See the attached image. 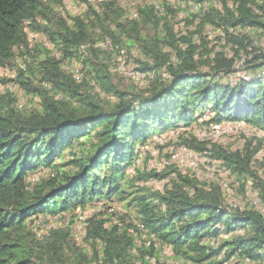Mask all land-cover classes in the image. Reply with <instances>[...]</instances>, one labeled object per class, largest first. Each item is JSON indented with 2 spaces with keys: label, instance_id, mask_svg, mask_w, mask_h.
Here are the masks:
<instances>
[{
  "label": "trees",
  "instance_id": "16d2710c",
  "mask_svg": "<svg viewBox=\"0 0 264 264\" xmlns=\"http://www.w3.org/2000/svg\"><path fill=\"white\" fill-rule=\"evenodd\" d=\"M191 2L196 14L183 19V32H176L152 6L139 9L126 28L108 2L99 11L89 8L85 17H62L54 8L61 0H0V68L19 56L22 63L15 79L1 80L17 89L0 94V264H159L164 248L183 264L264 263V172L259 176L252 168L260 148L248 144L230 151L194 135L183 137L195 126L212 130L224 123L264 134V45L253 40L264 33V0ZM147 22L156 29L150 43L140 38L137 24ZM210 31L226 50L204 49ZM28 33L43 35L49 51L29 47ZM125 35L130 49L145 59L135 73L153 75L141 92L112 86V69L99 64V51L90 48L104 38L100 52L115 64L128 56L120 44ZM237 74L235 84L219 81ZM16 83L36 98L34 108L16 107ZM95 94L113 100L101 103ZM169 131L180 134L184 148L206 152L238 181L250 179L262 212L226 206L217 184L174 166L147 170L145 159L133 165L137 143ZM165 180L162 191L142 186ZM113 199L136 212L133 228L143 226L147 237L140 247L131 226L110 222L100 212L85 227L91 254L75 250L68 229L38 239L29 228L38 214L63 215ZM221 235L228 238L212 247Z\"/></svg>",
  "mask_w": 264,
  "mask_h": 264
},
{
  "label": "rangeland",
  "instance_id": "374dc122",
  "mask_svg": "<svg viewBox=\"0 0 264 264\" xmlns=\"http://www.w3.org/2000/svg\"><path fill=\"white\" fill-rule=\"evenodd\" d=\"M61 0V5L55 6V11L58 12L62 17L66 16H82L85 17L87 13H89V8L91 10H101L100 5L108 2L113 4V9L117 10V15L119 14V23H123L127 28L126 23L135 20L137 11L139 9L147 8L152 6L154 11L156 8H159V12H157V17L166 16L168 24L173 26V29L176 32H183L184 30V22L183 19H188L191 17L194 12H196V8L193 7L192 0ZM52 5V4H51ZM203 6V4H202ZM194 9V10H193ZM161 10H164L161 13ZM139 18L136 20L138 22ZM138 29L140 33V38L144 39L145 42H149L154 38L156 35V29L153 25L149 22L146 24L137 23ZM191 27L189 28V30ZM206 32V29L204 31ZM246 33V32H245ZM217 32L210 31L208 33V39L203 40L205 45V50H209L215 46L216 49L226 50L227 48L222 45V42L217 41L214 38L217 36ZM127 36L125 35L122 38V42L120 43L124 49L128 52V56L126 58L125 55L118 58L115 64L113 63V58L109 59V57L105 56L106 54L101 53L103 52V46L105 39H100L96 42H93L90 45V48L98 50L99 54H96L98 57L97 62L99 64H103L107 66L109 69H112L109 75V81L117 90L122 92H141L147 88V84L149 81L152 80V74L146 73H135L137 68H140V63H144L145 59L141 53L134 52L133 49H130V45L126 40ZM253 40L259 44L258 46L264 45V33L262 36H254ZM108 41V40H107ZM109 42V41H108ZM219 42L220 44L214 45L215 43ZM28 44L29 47L32 46H39L41 50L47 51L50 48L49 43L45 39L43 35L36 34L33 35L28 33ZM140 44V43H138ZM257 46V45H256ZM102 48V49H101ZM202 49V48H201ZM200 49V50H201ZM49 51V50H48ZM164 52H170V49L167 47L163 48ZM19 54L18 50H15V55ZM42 54V53H41ZM108 54V53H107ZM18 57V56H17ZM16 59H21L20 56ZM127 59V60H126ZM174 61V60H173ZM22 66L20 60H17L12 63V65L7 66V68L0 69V79L4 78H11L16 76L19 66ZM241 64L238 63L237 67ZM236 67V68H237ZM203 72H207L208 69H202ZM159 73V75L165 79L167 77V73L163 72ZM7 74V75H6ZM10 74V75H9ZM135 74H138L137 76ZM6 75V76H5ZM3 76V77H2ZM79 77V76H78ZM241 76L239 74L222 77L220 78V83L225 84H235ZM4 85L0 82V94L5 93L3 91ZM85 89L83 92H88ZM94 97H97L96 94ZM14 98L16 99V107L18 109H31L34 108L37 104L36 98H32L31 96L27 95L23 90H19L18 93H15ZM25 100V102H23ZM97 100L101 103H106L108 100L112 101V97L104 98V97H97ZM221 127L220 135L216 137V133H214L211 129H207L206 127L195 126L192 130H190L187 134H184L183 137L195 136L198 140L207 141L209 140L212 144H216L225 148L230 151L235 150H242L247 146L250 145V148L259 147V151L254 157V161L252 163V168L259 176H262L264 172V134L254 130L245 124H231V123H224ZM180 134L176 132L169 131L167 133H163L159 136H152V138H148L147 142L142 144H136V150L138 152L137 157H135L133 161V165L137 166L142 164L143 160L145 159L144 167L145 169H154L161 171L162 165L161 162L164 161L168 156L173 153L177 152L180 148H183L181 139L179 138ZM161 148V149H159ZM208 157V155H207ZM210 159L209 164L200 165V172L201 175L199 180L201 182H205L206 184H217L223 195L224 204L226 206H232L234 203L240 208H252L262 212L259 203L258 191L253 186V183L250 179L246 178L241 181H238L235 175L229 174L227 171L221 168L220 163L215 161L214 159ZM178 170V169H177ZM182 172H185L182 169ZM45 173H39L36 177H41ZM167 180L160 181V186L163 187V184H166ZM241 184H244L243 189L241 190ZM141 185V184H140ZM142 186H147L148 188L154 187L153 185L149 184ZM106 202V203H104ZM125 203L117 202L116 200L111 201H97L89 204L85 207V209H79V212L76 214L73 211H69L65 213V216L62 218L48 219L46 223L48 225H52L58 229H68L71 231L73 235V240L76 243L75 250L77 248H82L79 251H91L89 249L88 242L84 241L85 236L79 230L80 224H87V220L92 218L97 212L104 213L106 217L111 220L110 222L120 223L124 226H131L130 234L133 238H135L136 246L140 247V242L145 240L142 235L144 233L140 231H135L133 228L137 223L136 221V212L132 209H127L124 207ZM109 208V209H107ZM42 214H38L37 218H32L33 222L43 219ZM51 217V216H50ZM80 217V218H79ZM54 218V217H53ZM29 228L33 231V223L29 226ZM46 231V230H44ZM241 232V231H240ZM239 231L236 234L240 233ZM46 234V232H45ZM228 236H220L217 241H211L210 245L212 247L217 248L220 243L225 241ZM72 241H69V244ZM69 248V246H68ZM68 257H70V261L73 260V253L71 251H67ZM159 264H183L180 261L176 260L170 250L168 248H164L161 255L158 256ZM152 264H155L154 261H151ZM245 264V263H244ZM247 264H258V263H247ZM264 264V263H263Z\"/></svg>",
  "mask_w": 264,
  "mask_h": 264
},
{
  "label": "built area",
  "instance_id": "2783aa9c",
  "mask_svg": "<svg viewBox=\"0 0 264 264\" xmlns=\"http://www.w3.org/2000/svg\"><path fill=\"white\" fill-rule=\"evenodd\" d=\"M221 127L220 125L215 126L216 128V137L218 135H220L221 132ZM211 161L210 159L207 157V153L206 152H202V153H197L195 151H192L188 148H180L177 152H173L171 153L168 158H166L164 161L161 162L162 168H166V167H170V166H174L176 169L179 170V172H182V169L185 172L182 173H187L190 174L196 178L199 179L201 172H200V165L203 164H209ZM152 185L155 187L156 190L158 191H162L163 187L160 186V181H154L152 183ZM232 207H237L236 203H234V205H232ZM80 208L75 209L73 212H75L76 214L79 212ZM65 214L63 215H55V216H40L43 219H39L36 222L34 221L33 223V233L35 234L36 238L41 239L44 235L45 232H49L50 230H56L58 228H55L52 225H48V223H46V220L48 219H54L56 220L57 218H62L64 217ZM54 217V218H53ZM37 218V217H35ZM80 218V217H79ZM80 228L79 230L81 231V233L83 234L82 236H85V224H80ZM46 230V231H44ZM139 230L140 232L144 233L142 235V237L145 238V240L147 239V237L145 236V230L143 229V226H139ZM149 243H146V246ZM245 264L249 263L247 260L244 262Z\"/></svg>",
  "mask_w": 264,
  "mask_h": 264
},
{
  "label": "bare ground",
  "instance_id": "6f19581e",
  "mask_svg": "<svg viewBox=\"0 0 264 264\" xmlns=\"http://www.w3.org/2000/svg\"><path fill=\"white\" fill-rule=\"evenodd\" d=\"M195 6V5H194ZM196 8V7H195ZM198 9V8H197ZM194 10V9H193ZM196 14V13H195ZM241 64V63H240ZM21 66V65H20ZM7 75V74H6ZM5 75V76H6ZM10 75V74H9ZM136 76L138 75V74H135ZM139 76V75H138ZM3 77V76H2ZM10 83V82H9ZM13 84V83H12ZM12 84H8L6 87H4V88H7L8 90H11V91H16V86L15 85H12ZM18 86V85H17ZM23 102H25V100L23 101ZM214 133H216V128L214 127L213 128V130H212Z\"/></svg>",
  "mask_w": 264,
  "mask_h": 264
},
{
  "label": "clouds",
  "instance_id": "9594fccd",
  "mask_svg": "<svg viewBox=\"0 0 264 264\" xmlns=\"http://www.w3.org/2000/svg\"><path fill=\"white\" fill-rule=\"evenodd\" d=\"M28 38V37H27ZM48 42V41H47ZM49 43V42H48ZM50 45V44H49ZM49 49V48H48ZM17 60H20V59H17ZM21 61V60H20ZM17 62V61H16ZM1 69V68H0ZM14 79H15V76H14ZM13 79V80H14ZM1 80L2 79H0V82H1ZM3 83V82H2ZM17 84V83H16ZM18 85V84H17ZM18 88H19V86H18ZM19 90H20V88H19ZM4 92H6V91H4ZM12 94V93H11ZM14 95V94H13ZM15 96V95H14ZM61 215V214H60ZM42 216H53V215H49V214H42ZM35 217H37V215L36 216H33V217H31V221H32V223H34L33 222V220H32V218H35ZM33 232V231H32Z\"/></svg>",
  "mask_w": 264,
  "mask_h": 264
}]
</instances>
